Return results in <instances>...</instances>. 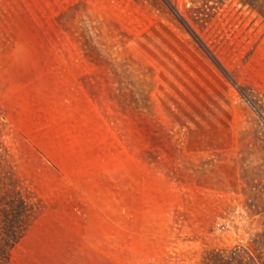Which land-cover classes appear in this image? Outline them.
<instances>
[{
	"label": "rangeland",
	"instance_id": "rangeland-1",
	"mask_svg": "<svg viewBox=\"0 0 264 264\" xmlns=\"http://www.w3.org/2000/svg\"><path fill=\"white\" fill-rule=\"evenodd\" d=\"M5 209L29 224L0 264H134L167 215L198 241L175 264H264V13L0 0Z\"/></svg>",
	"mask_w": 264,
	"mask_h": 264
},
{
	"label": "crops",
	"instance_id": "crops-1",
	"mask_svg": "<svg viewBox=\"0 0 264 264\" xmlns=\"http://www.w3.org/2000/svg\"><path fill=\"white\" fill-rule=\"evenodd\" d=\"M150 218L152 219L139 222L142 230L136 233L134 240L142 246L134 248V264H175L176 255L179 260L190 259L191 254L184 251H189L198 242L192 229L173 231L168 215ZM175 252L178 253L175 255ZM178 264L182 263L178 261Z\"/></svg>",
	"mask_w": 264,
	"mask_h": 264
},
{
	"label": "trees",
	"instance_id": "trees-1",
	"mask_svg": "<svg viewBox=\"0 0 264 264\" xmlns=\"http://www.w3.org/2000/svg\"><path fill=\"white\" fill-rule=\"evenodd\" d=\"M242 2L249 3L259 12L264 13V5H262L264 0H242ZM259 3L261 6H259ZM5 210L6 212L1 213L0 219V260L6 258L8 248L17 242L29 224V215L28 217H21L19 210H17V214L11 215L8 212L9 209Z\"/></svg>",
	"mask_w": 264,
	"mask_h": 264
}]
</instances>
